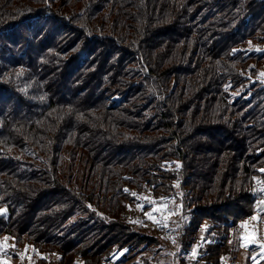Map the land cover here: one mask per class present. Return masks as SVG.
Wrapping results in <instances>:
<instances>
[{
    "label": "trees",
    "instance_id": "obj_1",
    "mask_svg": "<svg viewBox=\"0 0 264 264\" xmlns=\"http://www.w3.org/2000/svg\"><path fill=\"white\" fill-rule=\"evenodd\" d=\"M263 45L264 0H0V238L145 258L148 193L184 264H224L264 200Z\"/></svg>",
    "mask_w": 264,
    "mask_h": 264
},
{
    "label": "rangeland",
    "instance_id": "obj_2",
    "mask_svg": "<svg viewBox=\"0 0 264 264\" xmlns=\"http://www.w3.org/2000/svg\"><path fill=\"white\" fill-rule=\"evenodd\" d=\"M260 79L264 81V70ZM144 195L141 202L129 205L128 219L138 230L153 235L158 240V246L145 258L136 255L117 262L121 254L100 264H184L185 260L189 263V258L197 257L202 243L194 246L188 255L178 253L177 221L181 219L178 199L170 197L155 201L148 193ZM231 243L233 253L224 258V264H264V200L257 214L233 234ZM44 258L55 259L53 255H44L30 246L18 248L8 236L0 238V264H37ZM76 261L74 264H86L80 259Z\"/></svg>",
    "mask_w": 264,
    "mask_h": 264
},
{
    "label": "snow or ice",
    "instance_id": "obj_3",
    "mask_svg": "<svg viewBox=\"0 0 264 264\" xmlns=\"http://www.w3.org/2000/svg\"><path fill=\"white\" fill-rule=\"evenodd\" d=\"M262 190H264V189H262Z\"/></svg>",
    "mask_w": 264,
    "mask_h": 264
}]
</instances>
